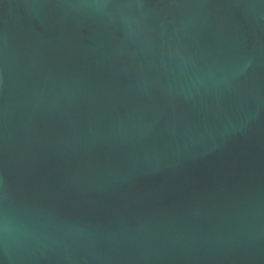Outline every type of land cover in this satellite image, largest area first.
<instances>
[{
    "label": "water",
    "instance_id": "obj_1",
    "mask_svg": "<svg viewBox=\"0 0 264 264\" xmlns=\"http://www.w3.org/2000/svg\"><path fill=\"white\" fill-rule=\"evenodd\" d=\"M0 264H264V0H0Z\"/></svg>",
    "mask_w": 264,
    "mask_h": 264
}]
</instances>
